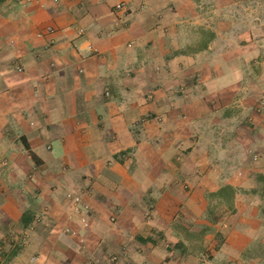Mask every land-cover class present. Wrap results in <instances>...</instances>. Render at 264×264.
<instances>
[{
	"label": "crops",
	"instance_id": "0c3cea01",
	"mask_svg": "<svg viewBox=\"0 0 264 264\" xmlns=\"http://www.w3.org/2000/svg\"><path fill=\"white\" fill-rule=\"evenodd\" d=\"M199 225L264 264V0H0L1 264H201Z\"/></svg>",
	"mask_w": 264,
	"mask_h": 264
},
{
	"label": "rangeland",
	"instance_id": "374dc122",
	"mask_svg": "<svg viewBox=\"0 0 264 264\" xmlns=\"http://www.w3.org/2000/svg\"><path fill=\"white\" fill-rule=\"evenodd\" d=\"M236 173V172H235ZM234 173V174H235ZM183 190L185 191V192H187V193H189L190 192V188L187 186V185H185L184 187H183ZM234 196H235V190H233L232 188H226L225 190H224V192H223V198H224V202L223 203H219L218 201L216 202V203H210L209 204V206H208V210H207V213L206 214H208L207 215V219L209 220V222H211V223H216V220L218 219L217 217H216V213H217V215H218V213L219 212H217V211H222V210H225L226 211V209H229V212H232L233 211V203H234ZM220 207H222L221 209L222 210H220ZM73 213H74V211H73ZM208 222V223H209ZM196 223V222H195ZM191 224V227H194V226H196V224ZM88 224V223H87ZM200 226V225H199ZM183 229V228H182ZM212 231V228H210L209 226H204V225H201L200 226V228H199V231H200V235L199 234H190V232L188 231V234H187V237H186V239H188L189 241L190 240H193L192 242H193V244L192 245H194L195 247H196V249H193V252H191V254H195L196 256H198L199 257V260H200V263L201 264H204L205 262H206V260L208 259V256H210V251H207V250H205V249H202L201 247L202 246H200V243L202 242V236L205 234V233H207V232H209V231ZM223 240V238H222V236H220V235H218L217 234V236L215 237V241H216V243L217 244H220L221 243V241ZM195 243V244H194ZM192 248H193V246H191ZM179 247H178V245L176 246V249L179 251V249H178ZM175 249V248H174ZM183 252V254H184V252L185 251H182ZM15 253V250H12V251H10L9 253H2V254H0V257H1V259H0V264L2 263V262H4V260L5 261H7V262H10V259L8 258V256H13V254ZM182 254V255H183ZM109 257V259H112V257H110V256H108ZM117 258V257H116ZM116 258H115V264L117 263L116 262ZM106 264H108L107 262H106Z\"/></svg>",
	"mask_w": 264,
	"mask_h": 264
},
{
	"label": "built area",
	"instance_id": "2783aa9c",
	"mask_svg": "<svg viewBox=\"0 0 264 264\" xmlns=\"http://www.w3.org/2000/svg\"><path fill=\"white\" fill-rule=\"evenodd\" d=\"M124 9V5L123 4H117L114 8L115 11L117 12H121ZM20 70V69H19ZM106 96H109V93H106ZM70 198L73 201V211L74 214H76L79 219L80 222L86 226L87 224V215H88V207H86L83 203H82V198L81 196H70Z\"/></svg>",
	"mask_w": 264,
	"mask_h": 264
},
{
	"label": "trees",
	"instance_id": "16d2710c",
	"mask_svg": "<svg viewBox=\"0 0 264 264\" xmlns=\"http://www.w3.org/2000/svg\"><path fill=\"white\" fill-rule=\"evenodd\" d=\"M32 157H33V155H32Z\"/></svg>",
	"mask_w": 264,
	"mask_h": 264
}]
</instances>
